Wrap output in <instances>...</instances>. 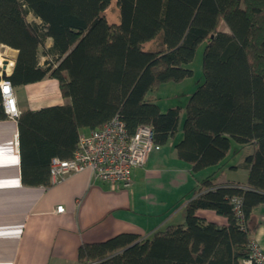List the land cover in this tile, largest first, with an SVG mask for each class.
I'll return each mask as SVG.
<instances>
[{
    "label": "trees",
    "instance_id": "obj_1",
    "mask_svg": "<svg viewBox=\"0 0 264 264\" xmlns=\"http://www.w3.org/2000/svg\"><path fill=\"white\" fill-rule=\"evenodd\" d=\"M0 0V45L16 51L12 87L52 78L69 103L17 114L21 182L49 186L52 158L69 159L79 135L117 116L129 133L149 127L163 145L182 108L161 110L162 84L193 77L204 44L203 82L184 107L174 144L192 172L219 165L231 142L245 145L246 186L211 183L184 206V221L149 238L123 233L82 244L79 264H240L253 210L264 204V0ZM33 18L32 21L28 17ZM227 31H220L221 25ZM43 59V61H41ZM7 118L0 95V120ZM240 199L242 222L232 199ZM224 217L218 226L197 215Z\"/></svg>",
    "mask_w": 264,
    "mask_h": 264
},
{
    "label": "crops",
    "instance_id": "obj_2",
    "mask_svg": "<svg viewBox=\"0 0 264 264\" xmlns=\"http://www.w3.org/2000/svg\"><path fill=\"white\" fill-rule=\"evenodd\" d=\"M13 91L18 114L69 103L52 78L13 87ZM176 136L181 139L180 129L173 138ZM171 139L151 152L144 166L132 170L128 188L100 182L87 170L69 174L48 187L26 186L20 175L17 121L10 117L0 120V264H79L82 244L104 242L123 233L149 238L173 225L170 220L180 212L177 224L183 223L186 202L202 191L200 183L208 176L214 185L246 186L248 170L243 158L250 152L248 146L239 145L243 151L239 156L231 155L230 150L219 165L192 172L191 165L178 158L174 146L170 148ZM165 148L170 149L165 152ZM177 180L184 188L181 198L187 200L182 210L164 217L170 202L166 186ZM188 185L192 196L185 193ZM59 206L63 207L61 213L56 212ZM197 215L218 226L227 224L224 217L211 211L199 210ZM250 224L256 225L250 241L264 252V204L253 210Z\"/></svg>",
    "mask_w": 264,
    "mask_h": 264
},
{
    "label": "built area",
    "instance_id": "obj_3",
    "mask_svg": "<svg viewBox=\"0 0 264 264\" xmlns=\"http://www.w3.org/2000/svg\"><path fill=\"white\" fill-rule=\"evenodd\" d=\"M0 95L5 114L15 118L18 111L13 87L3 76H0ZM158 149L159 145L154 143L153 132L149 127H138L131 134L115 116L99 129L79 135L69 159H51L49 186L69 174L87 170L100 182L115 188H128L132 170L144 166L148 155ZM231 202L241 223L240 199L234 198ZM56 212H63V207H57ZM247 249L248 256L240 264H264V252L255 241H250Z\"/></svg>",
    "mask_w": 264,
    "mask_h": 264
},
{
    "label": "rangeland",
    "instance_id": "obj_4",
    "mask_svg": "<svg viewBox=\"0 0 264 264\" xmlns=\"http://www.w3.org/2000/svg\"><path fill=\"white\" fill-rule=\"evenodd\" d=\"M104 15L106 19L108 20V22L112 23V22L117 21L118 10L116 8L115 0L111 2L109 7L106 9ZM28 20L32 21L33 18L29 16ZM220 31H227V28L224 24L221 25ZM203 47H204V44H201L198 47L195 58L190 65L194 73L193 77L188 78L179 84L169 82V83L162 84L160 86L158 94H157L158 95L157 102L161 109L165 110L173 106H178L184 109L191 93L196 89V87H198L203 82V75L201 71ZM15 57H16V53L14 50L0 45V73L10 74V71L14 64ZM41 61H43V59H41ZM183 119H184V114L181 113L180 118H179V129L182 125ZM179 138L180 136L179 137L176 136L175 138L171 139L170 148L173 147L174 144L178 142ZM231 144H232V147L230 149L231 155L239 156L240 152H243L242 150L241 151L239 150L240 148L239 144H237L234 141H232ZM170 148H165L164 151L168 152ZM163 177L166 179V175ZM177 181L178 182L176 184H170L169 186H166L168 188V196L170 197V202H169V209L168 211L164 213L165 214L164 217L167 215V217L171 218L175 213L182 210V207H183L182 205L184 204L185 200H187V199H184L185 197L181 198L183 196L182 194L184 193L183 191L184 188L178 184V183H181V181L180 180H177ZM190 188H191V185L190 186L188 185V187L185 190L186 191L185 193L190 194V196H192L193 191H191L192 189ZM181 214L182 212H180L179 215ZM179 215H177L174 219H171L170 224L172 223L177 224L179 222V219H178Z\"/></svg>",
    "mask_w": 264,
    "mask_h": 264
}]
</instances>
